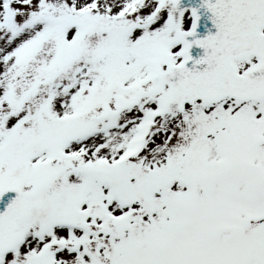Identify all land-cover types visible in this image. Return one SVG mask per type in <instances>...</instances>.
I'll return each instance as SVG.
<instances>
[{
  "label": "snow or ice",
  "instance_id": "snow-or-ice-1",
  "mask_svg": "<svg viewBox=\"0 0 264 264\" xmlns=\"http://www.w3.org/2000/svg\"><path fill=\"white\" fill-rule=\"evenodd\" d=\"M0 264H264V0H0Z\"/></svg>",
  "mask_w": 264,
  "mask_h": 264
}]
</instances>
